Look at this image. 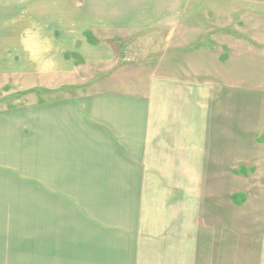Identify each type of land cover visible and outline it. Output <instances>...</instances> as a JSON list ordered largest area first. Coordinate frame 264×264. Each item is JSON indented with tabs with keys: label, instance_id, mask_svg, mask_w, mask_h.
I'll use <instances>...</instances> for the list:
<instances>
[{
	"label": "crops",
	"instance_id": "obj_1",
	"mask_svg": "<svg viewBox=\"0 0 264 264\" xmlns=\"http://www.w3.org/2000/svg\"><path fill=\"white\" fill-rule=\"evenodd\" d=\"M206 1L84 0L83 11L69 13L58 28L27 29L12 45L17 61L0 63V76L7 68L21 83L54 82L67 76L64 52L76 51L86 62L102 52L82 43L84 24L96 37L149 29L168 37L131 91L80 92L67 102L0 111V173L26 209L44 210L38 234L24 235L26 219L2 223L29 244L0 251V264H195V258L205 264L226 251L218 229L205 231V223L189 240L172 236L169 228L178 222L157 212L173 205L159 204L157 185L147 193L145 179L147 165L155 164L154 180H181L190 191V181L222 179L228 147L237 151L245 138L254 163L256 147L264 146V0ZM209 1L228 7L213 26L200 27L202 16L211 15L205 6L193 10ZM39 14H32L37 24L52 16ZM191 190L195 197L196 186ZM148 194L155 210L147 211ZM25 208L19 210L31 215ZM244 229L251 235L239 240L235 233L228 246L237 248V264H264V227L252 219Z\"/></svg>",
	"mask_w": 264,
	"mask_h": 264
},
{
	"label": "rangeland",
	"instance_id": "obj_2",
	"mask_svg": "<svg viewBox=\"0 0 264 264\" xmlns=\"http://www.w3.org/2000/svg\"><path fill=\"white\" fill-rule=\"evenodd\" d=\"M204 4L201 3L199 7H195L193 10L194 13L199 14V11L203 10L202 7L205 6L207 7L206 11L211 15L210 17L202 16L203 20L200 19L199 21L200 27L202 24L207 27L213 26V23H217L222 17V10L228 7L226 4H219L218 1H209V3ZM84 5V0H0V56L3 57L0 59V63H8V65L9 63H16L17 60L12 61L16 57L15 53H11L10 48L15 42H21L22 38L26 37L27 29L37 27L47 30L49 27L53 30L58 28L69 13L83 11ZM222 6L225 7L220 10ZM36 11L40 13L41 18L47 11L52 16L45 17L46 21H39L37 24L32 16ZM53 17L55 18L54 21L51 20ZM82 29V43L92 47L97 45V49L102 50V52L96 50V59L90 58L93 61L86 62L85 58L76 51L64 52L63 56L69 65L68 73L66 77L58 76L55 78L54 82L56 83L50 81L30 83L36 79L33 77L25 78V81L21 83V78L11 77L5 73L7 68L4 69V73L0 76V111L7 112L19 106L46 101L67 102V100L71 101L72 97L75 98L74 95L80 94V92L131 91L133 87L138 85L134 82H137L140 76H147L150 73L157 52L164 44V39L168 38L163 29L118 33L102 32L97 37L93 35L91 30H87L85 24ZM90 40H95V43H91ZM110 49H112L111 52ZM112 54L114 59L109 61L112 60ZM61 80L64 82H60ZM141 86L143 85L141 84ZM261 126L259 124L257 128ZM246 146L247 142L244 138L243 147L239 146L237 151L235 145L228 147V156H226L225 169L221 171V180H205L204 182L198 179L190 181L188 184L190 191L183 186L181 180H154L156 165H147L148 169H146L145 174L147 193L149 186L157 185L161 193L159 204L162 206L165 203V205H173V210L168 212L169 215L167 212H157V218L160 216L162 219H174L178 222V225L174 223L169 228L173 232L172 236L189 240L193 229L196 231V236L198 233L197 226H202V223H205L203 226L205 231H207L208 226H211V230L212 227L218 229L217 235L218 237L222 236L226 251L218 254L217 258L208 256L205 264L213 262L237 264V248L234 252V248L228 247L230 240L235 238V233L238 234L235 239L239 238L240 240L246 235L249 237L251 230L245 232L244 226L246 222L250 223L252 219L254 221L259 220V223L261 222L262 227H264V164L262 162L257 164L260 158H264V146L256 147L258 155L253 157L254 163H251L253 153ZM252 167H257L258 171L256 169L250 170ZM241 169L242 171L246 169L245 173H242ZM10 186L9 180H6L4 175L0 173V251H10L11 248L22 251L25 245L29 244V241L23 243L18 240L19 234L12 233V230L15 229L3 227L1 226L2 223L13 219H26L28 228L24 229V235L27 232L38 234L41 232V223L44 221V210H33V213L31 209H26L25 198L10 195L12 192ZM192 186H196L195 197L191 195ZM185 192H189L188 196H181ZM154 203H156L155 196L148 194L147 211L155 210ZM38 206L40 205L35 204L32 209ZM23 207L28 211L30 210L31 215L26 216L25 211L19 210ZM11 208L18 211L12 212ZM52 210L54 207L51 204L48 207L47 219L49 217L50 220L55 218L56 212ZM99 214L100 218H105L106 213L100 212ZM154 214L153 211L148 212L147 219L154 218ZM204 215H207L210 220ZM60 216L61 214L58 213L56 217L59 218ZM208 222L209 224H207ZM219 225L221 226L218 227ZM241 228H243V234L240 233ZM250 245L253 246V242ZM233 246L231 244V248ZM0 257L2 256L0 255ZM200 261L201 259L195 258V264L200 263Z\"/></svg>",
	"mask_w": 264,
	"mask_h": 264
},
{
	"label": "trees",
	"instance_id": "obj_3",
	"mask_svg": "<svg viewBox=\"0 0 264 264\" xmlns=\"http://www.w3.org/2000/svg\"><path fill=\"white\" fill-rule=\"evenodd\" d=\"M86 36L88 37V34H86ZM90 38V37H89ZM91 43H95V40H90Z\"/></svg>",
	"mask_w": 264,
	"mask_h": 264
}]
</instances>
